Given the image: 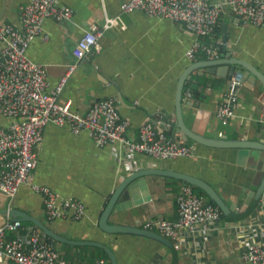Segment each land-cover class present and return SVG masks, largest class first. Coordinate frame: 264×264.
<instances>
[{
  "label": "crops",
  "instance_id": "0c3cea01",
  "mask_svg": "<svg viewBox=\"0 0 264 264\" xmlns=\"http://www.w3.org/2000/svg\"><path fill=\"white\" fill-rule=\"evenodd\" d=\"M59 1L73 8L72 18L63 21L47 18L43 28L48 38L41 35L33 38L28 55L46 66L51 84L65 74L69 64L76 63L60 98H70L72 108L83 113L94 100L113 97L123 117L130 122L127 130L130 139L137 138L139 126L145 121L153 119L160 124L165 113L175 119L180 76L192 62L208 55L202 49L196 59L187 57L194 39H199L210 49L226 40L233 56L250 62L264 75V24L256 26L244 22L227 7L222 9L212 35L196 36L169 18L151 17L142 10L123 11L124 0ZM22 2L0 0V22L19 24ZM107 17L115 19L109 27H105ZM91 22H95L102 32L100 49L76 59L73 49ZM220 52L214 50V55ZM237 68L243 70L239 65ZM236 75L240 76L239 73ZM229 82L226 77L206 72L205 67L194 68L181 97L187 124L206 136L264 140L260 128L264 124V95L253 99L250 95L252 83L247 79L235 88V114L225 123L218 119L217 106L228 91ZM255 83L261 85L258 79ZM7 121L0 115V126ZM184 142L196 144L194 156L167 160L139 156L134 161L133 171L159 167L198 175L210 182L227 203L237 204L236 208L240 209L246 194L255 189L261 179L264 150L212 147L192 139ZM35 151L37 163L33 181L64 196L78 198L85 205V215L79 219H57L50 223L54 229L70 238L108 244L115 251L119 264L171 263L172 253L161 242L128 233H108L98 225L110 195L131 172L123 164L116 146H97L86 132L76 134L65 127L49 124ZM142 180L133 183L138 186L139 195L148 199L122 213L111 214L109 221L143 226L148 219H176V196L185 182L171 176L148 174L144 179L145 187H140ZM11 206L46 219L42 194L32 191L29 186H21L14 198L0 192V207ZM7 218L0 215V224ZM256 223L264 226V210L260 206L245 219L222 218L208 234L196 237L198 244L190 241L189 252L178 250L179 264H250L241 256L237 236L247 230L246 225ZM8 235L12 237L15 233ZM55 247L68 259L91 263L98 258L96 246L57 242ZM0 264L13 263L4 260Z\"/></svg>",
  "mask_w": 264,
  "mask_h": 264
},
{
  "label": "built area",
  "instance_id": "2783aa9c",
  "mask_svg": "<svg viewBox=\"0 0 264 264\" xmlns=\"http://www.w3.org/2000/svg\"><path fill=\"white\" fill-rule=\"evenodd\" d=\"M225 7L244 22L264 24V0H124L122 3L123 11L142 10L151 17L169 18L196 36L212 35ZM19 9V24L0 22V115L8 119L0 126V192L3 195L14 198L21 186H29L42 194L48 223L85 215V205L80 199L64 196L33 181L37 163L35 146L41 142L43 130L49 124L76 134L86 132L97 146H116L123 164L131 172L139 156L167 160L195 155V143L173 141L149 120L139 126L137 138H128L130 122L123 117L113 97L94 100L83 113L72 108L70 98L62 100L61 93L76 63L69 64L65 74L51 84L46 66L30 58L28 46L38 35L48 38L43 28L47 18L70 20L73 8L59 0H23ZM114 21L107 17L105 27ZM101 34L95 22L89 23L73 49L75 58L98 51ZM202 49L211 52L207 45L194 39L187 57L196 59ZM239 75H233L228 91L217 106V117L224 123L235 114ZM176 202V219H148L143 226L168 237L177 250L185 252L190 241L198 244L196 237L208 234L216 226L223 212L219 205L196 193L189 183L181 185ZM246 228L237 236L241 256L250 264H264V226L256 223ZM9 233L15 235L9 237ZM4 260L13 264L107 263L105 258L91 263L68 259L40 229L9 217L0 224V263Z\"/></svg>",
  "mask_w": 264,
  "mask_h": 264
},
{
  "label": "water",
  "instance_id": "95a60500",
  "mask_svg": "<svg viewBox=\"0 0 264 264\" xmlns=\"http://www.w3.org/2000/svg\"><path fill=\"white\" fill-rule=\"evenodd\" d=\"M214 50H220V54L214 55ZM208 55L198 61L192 62L180 76L177 95L175 102V119L169 113L162 115V122L158 124L156 120H151L160 132L166 133L171 140L177 141L182 139L187 141L192 139L196 142L212 146V147H249L264 150V140H253L249 138H227L225 136L211 137L206 136L198 131L193 130L186 122L182 111V91L187 80L191 78V71L196 67H205V71L211 74H217L219 76L226 77L231 80L233 75L241 74L240 82H244L246 79L252 83V91L250 93L253 99H257L260 95H264V75L250 62L243 60L242 58L233 56L231 51L228 50L226 40L221 43H217L211 46V52ZM241 66L243 70L237 68ZM258 79L261 85H257L255 80ZM190 91V88L187 89ZM261 130L264 132V124L261 125ZM148 174H158L161 176H171L176 179H180L186 183L200 188L214 203L219 205L225 217L232 220L245 219L251 215L256 207H261L264 210V168L261 179L255 189L250 190L243 200V204L240 209H237L235 205L227 203L219 191L204 178L170 168L148 167L138 170H134L126 175L121 182L117 185L115 190L110 195L104 209L102 210L98 225L101 230L108 233H128L133 235L144 236L157 240L167 246L172 253V260L170 264H179V253L175 248L173 242L166 236L159 232L146 228L144 226L132 225L122 222H111L109 216L113 213H122L134 206L142 204L148 198L139 195L138 186L133 182H137L140 179L142 184L139 186L145 187L144 179ZM140 186V187H141ZM147 197V196H146ZM0 215H6L11 220H20L22 222H30L35 227L40 229L46 236L61 242L72 245H91L102 248L107 254L111 264H119L117 255L113 248L108 244L93 240V239H74L70 238L62 233H59L48 222L41 218L30 214L29 212L16 207H0Z\"/></svg>",
  "mask_w": 264,
  "mask_h": 264
},
{
  "label": "trees",
  "instance_id": "16d2710c",
  "mask_svg": "<svg viewBox=\"0 0 264 264\" xmlns=\"http://www.w3.org/2000/svg\"><path fill=\"white\" fill-rule=\"evenodd\" d=\"M193 186V185H192ZM193 188H194V190L198 193V194H200V195H205L206 197H207V195L204 193V191H202L200 188H198V187H194L193 186ZM198 188V189H197ZM208 198V197H207ZM208 200L209 201H211V202H213L211 199H209L208 198ZM214 203V202H213ZM223 218H227V217H225L224 215L222 216ZM227 219H230V218H227ZM44 221H46L47 222V220L46 219H44ZM23 223H25V224H31L30 222H23ZM50 224V223H49ZM49 239H51L53 242H54V244H56L58 241H56V240H54V239H52V238H50L49 237ZM96 249L98 250V258H100V257H103V258H105L106 259V261H107V263L106 264H111L110 263V260H109V258H108V256H107V254L105 253V251L102 249V248H100V247H96ZM65 257H67V256H65ZM72 260V259H71ZM76 261V260H75Z\"/></svg>",
  "mask_w": 264,
  "mask_h": 264
},
{
  "label": "bare ground",
  "instance_id": "6f19581e",
  "mask_svg": "<svg viewBox=\"0 0 264 264\" xmlns=\"http://www.w3.org/2000/svg\"><path fill=\"white\" fill-rule=\"evenodd\" d=\"M259 70V69H258ZM186 183V182H185ZM198 189V188H197ZM216 204V203H215ZM224 215V214H223ZM223 218V217H222ZM198 239V238H197ZM189 252V251H188ZM171 253V252H170Z\"/></svg>",
  "mask_w": 264,
  "mask_h": 264
},
{
  "label": "rangeland",
  "instance_id": "374dc122",
  "mask_svg": "<svg viewBox=\"0 0 264 264\" xmlns=\"http://www.w3.org/2000/svg\"><path fill=\"white\" fill-rule=\"evenodd\" d=\"M1 120H4V118H1Z\"/></svg>",
  "mask_w": 264,
  "mask_h": 264
}]
</instances>
